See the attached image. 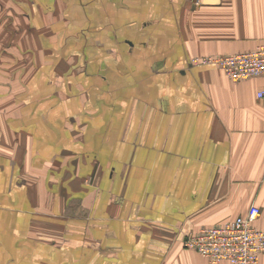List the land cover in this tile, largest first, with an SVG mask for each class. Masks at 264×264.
<instances>
[{"label": "crops", "instance_id": "obj_1", "mask_svg": "<svg viewBox=\"0 0 264 264\" xmlns=\"http://www.w3.org/2000/svg\"><path fill=\"white\" fill-rule=\"evenodd\" d=\"M261 45L264 0H0V264H208L187 238L264 229V79L192 64Z\"/></svg>", "mask_w": 264, "mask_h": 264}, {"label": "built area", "instance_id": "obj_2", "mask_svg": "<svg viewBox=\"0 0 264 264\" xmlns=\"http://www.w3.org/2000/svg\"><path fill=\"white\" fill-rule=\"evenodd\" d=\"M204 0H191L194 7ZM195 66H216L232 81L264 79V45L234 55L195 58ZM258 97L264 99V90ZM260 210L253 206L243 217L215 227L203 228L186 239L184 246L195 250L208 264H258L264 254V229L256 226Z\"/></svg>", "mask_w": 264, "mask_h": 264}]
</instances>
